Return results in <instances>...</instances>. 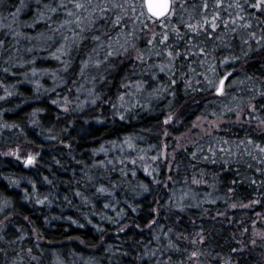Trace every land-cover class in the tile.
<instances>
[{"label":"trees","instance_id":"trees-1","mask_svg":"<svg viewBox=\"0 0 264 264\" xmlns=\"http://www.w3.org/2000/svg\"><path fill=\"white\" fill-rule=\"evenodd\" d=\"M256 2L172 0L153 21L145 0H0V264H264ZM89 20L133 46L95 54ZM145 21L166 28L136 55ZM54 57L57 89L32 73ZM200 117L227 123L164 160Z\"/></svg>","mask_w":264,"mask_h":264},{"label":"rangeland","instance_id":"rangeland-1","mask_svg":"<svg viewBox=\"0 0 264 264\" xmlns=\"http://www.w3.org/2000/svg\"><path fill=\"white\" fill-rule=\"evenodd\" d=\"M104 20L106 19V17H102ZM152 19V18H151ZM153 21H155L154 19H152ZM146 22V26L147 28L144 30V35L143 38L140 39V42H137L136 44V55H141V52L146 50V48H144L146 45H143L141 43L144 42L146 40V42L149 44L151 43V40L154 39L158 33H160V31H162L163 27H165V25H156L155 23H149V21H145ZM90 26V34H91V39H92V44H94V52L96 54V49L101 50L103 49L104 46V42L102 43L103 40L110 42L111 46H116L117 48L115 49L114 53L117 54L119 52L125 53L129 51L130 48H127V45L130 43L132 45V41L131 40L133 35H130V37L127 39V32L123 31V32H115L114 34H112L113 32H110L106 29H99V24L98 21H91L89 20L87 22ZM102 26L105 27L104 24H102ZM73 28V27H71ZM166 28V27H165ZM165 28L163 29V31L165 30ZM99 32H98V31ZM147 32V33H146ZM128 40V41H127ZM61 42V44H65V42L67 43V41H64L62 39L59 40ZM86 41L85 37L84 38H79L77 44L78 45H74L76 48H80L81 46H83L84 42ZM133 46V45H132ZM34 48V47H33ZM32 48V49H33ZM93 50V49H92ZM95 54H92V56H88V59L93 58L91 63H82V66L84 69L88 70V67L91 65L92 67H90V69L94 68V70L96 71L97 68H100L102 66V59L100 57H97ZM55 61H56V66L57 68H55L52 72L51 71H32L33 73V78L38 77L41 75V73L46 72L45 76H42V79H49L50 83L53 84V88L57 89V88H62L63 86L66 85V82L64 81L62 75L65 74V71L69 70V68L66 66H64L61 57H59L58 59H56L54 57ZM96 68V69H95ZM89 69V70H90ZM90 74L92 73V75H88L89 77L87 78L86 82L89 83H94L96 81L95 76L98 74V72H89ZM98 76V75H97ZM40 82L39 87H43V84ZM81 82V81H80ZM55 83H58V85H56ZM219 83L216 85V93L219 89ZM88 84H84V86ZM227 85L224 84V88H223V94H220L217 96L218 97H222L227 98L229 93L227 90ZM45 88V87H44ZM41 89V88H40ZM65 104L63 107V110H67V106L68 103H70V100L67 99V95L65 96ZM241 119V115L238 116L237 121H239ZM225 123H227V121H225L224 119H210L209 117H200L198 120L195 121L194 126H192V128L186 133V134H182L181 136L177 137V139H175V142H172V140H169L167 136H165V143L163 145V158L164 160L168 158V156H173L175 152L179 151L180 149H185L188 146H191L193 144L196 143L197 140L204 138V137H208L210 135H213L216 131H218L221 127V125H224ZM262 126V132H264V124L260 125ZM22 153V152H21ZM30 156H33L32 152H29ZM256 231H259L258 229ZM264 235V234H263Z\"/></svg>","mask_w":264,"mask_h":264},{"label":"snow or ice","instance_id":"snow-or-ice-1","mask_svg":"<svg viewBox=\"0 0 264 264\" xmlns=\"http://www.w3.org/2000/svg\"><path fill=\"white\" fill-rule=\"evenodd\" d=\"M170 5H171V0H157L156 3H153L152 0H149L148 10L153 16L163 17L166 13H168L171 10ZM262 6H264V0H257L256 3L252 4V7L256 8L257 10H264L262 9ZM61 7H63V5H61ZM76 7L80 8L83 7V5L77 4ZM205 7H207V5H205ZM51 10L55 11V9H51ZM69 15H71V13H69ZM212 27L214 29L216 25L213 24ZM164 39L167 40V36H164ZM108 55H112V53H108ZM5 71H7V69H5ZM224 79H227V77H225ZM223 88H224V80L222 79L220 81L219 89H218L220 94H223ZM9 95H11V93H9ZM121 118L123 119V117ZM261 151H264V149H261ZM28 163H32L31 157H29ZM101 191H103V189H101Z\"/></svg>","mask_w":264,"mask_h":264},{"label":"water","instance_id":"water-1","mask_svg":"<svg viewBox=\"0 0 264 264\" xmlns=\"http://www.w3.org/2000/svg\"><path fill=\"white\" fill-rule=\"evenodd\" d=\"M152 2H153V3H156L157 0H152ZM148 3H149V0H145V8H146V10H147L149 16H150L151 18L157 20V21H161V20L165 19V18L168 17V16L170 15V13H171V10H172V0H171V5H170L171 10H170L168 13H166L163 17H156V16H153V15L149 12V10H148ZM223 80H224V84H225V80H226V79H223ZM217 94L220 95L219 91H217Z\"/></svg>","mask_w":264,"mask_h":264}]
</instances>
